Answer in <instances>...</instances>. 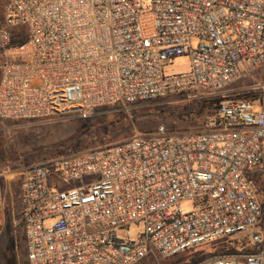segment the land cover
I'll return each instance as SVG.
<instances>
[{
    "label": "built area",
    "instance_id": "obj_1",
    "mask_svg": "<svg viewBox=\"0 0 264 264\" xmlns=\"http://www.w3.org/2000/svg\"><path fill=\"white\" fill-rule=\"evenodd\" d=\"M185 55L187 71L165 73ZM262 67L264 0H5L0 121L204 98ZM238 91L260 96L222 102L201 130L159 126L22 169L26 263L138 264L229 238L252 252L199 264H264V83Z\"/></svg>",
    "mask_w": 264,
    "mask_h": 264
},
{
    "label": "rangeland",
    "instance_id": "obj_2",
    "mask_svg": "<svg viewBox=\"0 0 264 264\" xmlns=\"http://www.w3.org/2000/svg\"><path fill=\"white\" fill-rule=\"evenodd\" d=\"M4 2L0 0V24ZM198 44L197 39H191L193 49ZM189 65V57L180 56L167 64L164 71L166 74L185 72ZM262 83L264 67L251 70L249 76L226 87L221 91L222 94L200 93L208 97L243 94L238 90L257 87ZM199 99L202 98H197V93L189 96L172 95L131 108L101 109L87 118L70 115L44 121H0V264H27L23 231L19 225L22 169L47 159L118 143L137 133L153 131L159 126L170 132L201 130L205 119L213 115V111L208 110L199 115L196 104ZM113 110L120 114L111 121L106 115ZM180 207L185 209L189 205L183 202ZM141 228L142 225H138V228L131 225L128 229L134 236ZM161 260L148 258L138 264H159Z\"/></svg>",
    "mask_w": 264,
    "mask_h": 264
},
{
    "label": "trees",
    "instance_id": "obj_3",
    "mask_svg": "<svg viewBox=\"0 0 264 264\" xmlns=\"http://www.w3.org/2000/svg\"><path fill=\"white\" fill-rule=\"evenodd\" d=\"M14 33L15 37L11 40L12 45L21 44L26 40L23 30H16ZM242 93L243 94L235 93L226 96H209L196 100L198 101L196 103L198 106L197 113L201 115L208 110L215 112L219 108L220 104L226 100H255L260 96V92L257 91ZM127 107L131 108V106ZM113 111L114 112L107 113L106 115L109 119H111V121L120 114L115 110ZM240 252L249 253L252 252V250L249 248H243L239 251L235 241L229 238H222L209 244L197 246L191 250L164 258L159 262V264H199L209 257H231Z\"/></svg>",
    "mask_w": 264,
    "mask_h": 264
}]
</instances>
